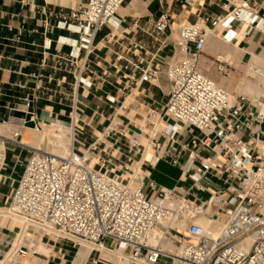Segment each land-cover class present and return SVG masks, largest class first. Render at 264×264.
<instances>
[{"label": "built area", "instance_id": "built-area-1", "mask_svg": "<svg viewBox=\"0 0 264 264\" xmlns=\"http://www.w3.org/2000/svg\"><path fill=\"white\" fill-rule=\"evenodd\" d=\"M126 2L87 0L59 16L63 28L81 36V46L89 55L97 32L118 22ZM258 18L257 7L242 1L233 11L215 17L211 29L204 23L181 22L178 58L164 71L170 82V97L161 113L158 108L139 104L145 124L132 130L114 118L84 152L75 149L74 140L72 152L65 156L31 148L6 216L22 220L27 232L88 243L96 252L105 248L126 264H160L163 259L165 264H264V131L256 130L264 122V114L247 94L230 91L200 68L209 31L218 27L232 29L236 21L255 24ZM170 26L168 19L161 18L154 32L163 34ZM134 47L143 48L140 44ZM77 59L79 53L68 57L59 51L57 69L70 72ZM121 61L133 65L127 55L118 54L115 65ZM217 62L219 72L226 74L229 59L219 56ZM83 68H78L76 81L92 86L82 77ZM138 68L141 75L130 76L138 84L153 81L162 71L150 63ZM250 72L264 86V68L251 66ZM108 100L116 102L115 97ZM32 119L36 121L33 114ZM190 127L200 134L193 136L191 144L183 143L180 136ZM241 133H248V137ZM144 135L156 161L180 166L185 178L192 181L185 193L179 187L166 188L151 181L150 195L143 189L142 178L136 186L130 185L127 176L134 171L129 166L122 174H109L91 165L93 160L103 165L110 163L115 149L100 156L98 145L103 140L116 137L136 152L145 148ZM207 151L210 157L205 156ZM185 152L189 155L183 161ZM214 173L222 176L225 188L206 199L197 195V191L208 190L204 181ZM203 215L214 220L223 216L226 223L218 236L202 226ZM159 227L163 237L152 242V231ZM163 239L170 243L172 251L164 247ZM107 240L109 246L105 245ZM17 253L25 257L36 255L37 250L22 245ZM85 264H100V256H92Z\"/></svg>", "mask_w": 264, "mask_h": 264}, {"label": "crops", "instance_id": "crops-1", "mask_svg": "<svg viewBox=\"0 0 264 264\" xmlns=\"http://www.w3.org/2000/svg\"><path fill=\"white\" fill-rule=\"evenodd\" d=\"M242 1L257 7L258 21L255 24L236 21L232 29L218 27L209 31L200 68L230 91L247 94L264 114V95L257 97L247 86L250 83L256 87L246 72L251 63L264 68V0H127L118 14V22L97 32L89 55L81 46V36L63 28L59 16L87 0H0V264H34L30 257L15 253L22 245L37 250L36 255L30 254L38 261L35 264H85L92 256H100V264H126L106 249L96 252L83 243L52 234L27 232L21 221L6 216L5 208L25 171L31 148L50 149L51 141L67 142L72 133L75 149L84 152L114 118L132 130L145 124L139 104L158 108L161 113L170 97V82L164 71L178 58L180 23H204L211 29L215 17L233 11ZM161 18L168 19L171 26L156 35L155 23ZM136 44L143 48H135ZM59 51L68 57L79 53L70 72L57 69ZM118 54L127 55L133 65L121 61L116 66ZM219 56L230 61L226 74L218 70ZM149 63L162 69L153 81L138 84L130 79L131 74L140 76L138 67ZM81 66L82 77L92 86L76 81ZM244 79L248 81L242 84ZM109 97H115L116 102L110 103ZM14 110L32 113L37 122L35 127L27 126L22 131L21 140L14 138L22 121L13 117ZM254 111L257 113V108ZM156 122L160 124L158 116ZM256 130L264 131V122ZM199 134L198 129L190 127L180 140L191 144L193 136ZM240 135L248 137V133ZM261 141L264 149V134ZM142 143L145 148L131 152L124 140L107 138L98 148L100 156L115 149L110 163L103 165L93 160L91 165L109 174H122L129 166L142 178L143 189L150 195L151 181L166 188L179 187L185 193L192 181L185 178L182 168L166 160L156 161L146 135ZM188 155L184 153L183 161ZM210 155L205 152L206 157ZM204 185L206 192H196L203 198L225 188L219 173L210 175ZM105 245L109 246L110 241ZM160 264H165V260Z\"/></svg>", "mask_w": 264, "mask_h": 264}, {"label": "bare ground", "instance_id": "bare-ground-1", "mask_svg": "<svg viewBox=\"0 0 264 264\" xmlns=\"http://www.w3.org/2000/svg\"><path fill=\"white\" fill-rule=\"evenodd\" d=\"M251 66H256V64H250V66L248 67V71L250 72V67ZM262 87V86H261ZM4 124H9V122H3ZM11 126V125H10ZM55 126V125H54ZM53 128L55 130H60V132H66V131H61V128L62 127H59L58 129V126L57 127H54ZM64 128V127H63ZM27 129V125L24 124V121H20V124L18 125L17 127V131L14 133V138L17 136V135H22V131L23 130H26ZM45 129V128H44ZM65 129V128H64ZM71 132V131H70ZM24 134V133H23ZM70 140V141H69ZM67 142H59V141H51V148H50V152L54 153V154H57V155H62V156H65V155H68L69 153L72 152V146L71 144L69 145L68 143H72V133H70V138ZM73 144V143H72ZM149 154V153H148ZM130 185L131 186H136L140 180V178L138 177L137 174H132L130 177ZM141 183V181H140ZM7 212V208H5V211L4 213L6 214ZM217 221H214L213 218L209 217L208 215H203L201 220H200V223L202 224V226L206 229V231L211 234V235H214V236H218L222 230L224 229V226H225V223L226 221L224 220L223 216L222 215H219V217H216ZM219 221V222H218ZM22 222V220H21ZM23 224V222H22ZM24 225V224H23ZM26 225V224H25ZM24 225V226H25ZM27 227V225H26ZM25 228V227H24ZM163 229L162 228H156L152 231V242H155V238H156V242L158 240V238H161L163 237ZM163 245L164 247L167 249V250H173V247L170 245V243H168V241H166L165 239H163ZM249 245H251V240H249ZM83 246H87L89 248H93V245L91 244H88V243H83ZM103 250H105V248H101ZM17 255V250L15 252ZM12 255V254H11ZM16 258V257H15ZM6 261V260H5ZM16 262V261H15Z\"/></svg>", "mask_w": 264, "mask_h": 264}, {"label": "rangeland", "instance_id": "rangeland-1", "mask_svg": "<svg viewBox=\"0 0 264 264\" xmlns=\"http://www.w3.org/2000/svg\"><path fill=\"white\" fill-rule=\"evenodd\" d=\"M246 72H248L249 74H251V72L248 71V68L246 69ZM250 79H251L252 83H254V84H252V85H256V87L253 88V87L251 86L250 83L247 84V86H249L250 89H252L253 92H255L257 95H259V96H257V97H260V96L264 95V86L260 84L259 80L255 79V78H252V77H251ZM247 81H248V79H244V80H242V84H243V83L245 84ZM257 85H258V86H257ZM261 86H262V87H261ZM13 117H14V118H18V117H16V116H13ZM7 121H8V120H7ZM51 127H52V126H49L48 128H51ZM0 140H2L1 137H0ZM20 140H21V137H20ZM45 149H46V150H50V149L47 148V147H45ZM204 197L206 198L207 195L205 194ZM214 221H217V220H214ZM218 222H219V221H218ZM25 257H30L31 262L34 263V264L38 262L34 256L27 255V256H25Z\"/></svg>", "mask_w": 264, "mask_h": 264}, {"label": "water", "instance_id": "water-1", "mask_svg": "<svg viewBox=\"0 0 264 264\" xmlns=\"http://www.w3.org/2000/svg\"><path fill=\"white\" fill-rule=\"evenodd\" d=\"M13 116H16L24 121L25 125L29 127H35L37 125L36 121L32 119V113L30 112L14 110Z\"/></svg>", "mask_w": 264, "mask_h": 264}]
</instances>
